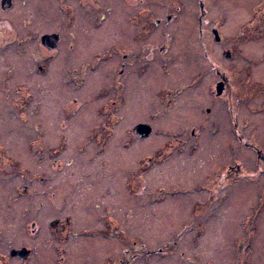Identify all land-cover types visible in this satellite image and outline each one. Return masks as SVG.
<instances>
[{
	"label": "flooded vegetation",
	"instance_id": "obj_1",
	"mask_svg": "<svg viewBox=\"0 0 264 264\" xmlns=\"http://www.w3.org/2000/svg\"><path fill=\"white\" fill-rule=\"evenodd\" d=\"M191 1L168 0L167 3H169L164 13L154 19L155 11L152 8L154 0H21L20 12L17 14L18 11H16L13 16L11 12L16 7V1L7 0L4 3V0H0V14H2L0 15V186H3L5 180L10 181L18 177L20 184L15 188L17 197H26L28 190L32 189V181L26 179L27 170L25 168L21 170V165L17 162L16 156L13 157L9 154L10 142L3 141L10 133V96L25 95L22 92L23 83L11 87V80L16 77L14 73L16 69L15 67L12 68L11 65L17 63L22 66V60H24L27 66L20 70L26 71L28 77L35 71L37 75H43L47 71V66L43 65L44 62H42L43 56L41 57L38 53L37 56L31 54L27 57L25 56L26 52L35 43L41 49L43 47L47 54L56 53L57 57L65 42V27L67 28L68 24L73 22L69 18V10L76 9L77 12L82 11L81 16L83 18L79 30H74L69 35V40L66 41L68 42V47L65 49V55H68L66 59L72 60L71 62L74 63H76L74 60L83 63L85 67L82 70L88 73L92 71L91 65H112L109 69L102 68L108 74V80L111 81L110 87L104 88L100 94L101 98H99L104 103L100 105L101 116L104 119L103 128L110 135V128L113 125L120 123L123 121L122 119L131 120L123 125V128H127L128 134L124 146L128 148L133 145L134 148L130 150V152L133 150L130 154L136 157L132 167H126L124 170L126 175L124 176L125 185L123 187L134 203L132 202V207L127 206V212L130 215L125 216V224L131 229L133 225L140 223H153L156 219L155 207L163 205L160 208L163 212L178 211L180 215H176V219L174 215L173 219L178 222L181 221L180 224L183 223L187 229L192 225L199 228V232L195 236L197 238L203 232L204 226L209 225L215 216L220 215L219 210L229 202L232 220L225 224V228L227 226L234 228V232L231 235L229 233L228 236L231 240L233 237L236 240L233 239L232 241L235 255L232 252V258L228 264H253V262L258 261L255 256L256 240H260L256 239L257 231L261 227L264 230V153L250 138L245 137L238 127H235L237 124L234 123L236 117L233 115L234 86L226 73L220 70L217 65L218 62H216L217 66L210 63L211 70L214 71L215 81L214 89L206 92L205 103L207 105L202 107V102L199 100L196 105L186 111L185 117L180 114L176 115V113L175 115L172 114L170 119L166 117L172 112L179 111L177 103L186 90L197 89V93L200 91L198 95L202 97L203 74L202 70H199L198 63H196L195 69L199 71H195L189 76L186 75L187 81L180 83V80H175L172 86H167L164 83V79L169 74L175 77L174 73H170V65L179 57V53L175 51L176 45L180 43L182 46L183 43H191L190 40L192 39L196 40L200 47L203 43L202 18L204 16L202 12H204V6L202 0H197L200 14L194 15L187 8H184L183 4ZM54 4H59V8L62 9L60 16L57 14L58 9L52 8ZM26 7H30L31 11L27 13ZM42 12L44 14L49 12L48 15L59 23L63 14L62 28L42 32L38 23L44 17ZM185 16H190L189 24H186ZM91 19L93 21L99 20L101 23L92 24ZM104 22L106 24L103 25ZM180 22L182 23L179 24ZM194 22H197L196 26ZM215 29L211 28L208 31L209 34L213 36L212 32ZM108 32L111 34L106 36ZM193 32L196 33L194 36L192 35ZM49 35H55V39L50 45L42 41L43 37ZM96 42L99 45L92 47L91 45ZM220 42L221 37L220 41L215 43ZM72 53L77 57L73 58ZM11 54L17 55V58L9 60ZM86 67H88L87 70ZM75 73V69L67 71L68 83L75 79ZM182 76L181 79H185V76ZM175 79L177 78L175 77ZM220 81L223 83V88L221 93L217 94L216 85ZM42 89L43 86L38 88L41 91ZM110 89L112 90L110 91ZM219 101L226 105V110L222 109L220 112L221 119L227 120L228 129L231 127L232 139H228L231 152L217 160L210 156L212 146L217 143L216 139L209 134L206 142L200 144L199 141L201 139L200 133L205 124H212L218 116V113L215 114L218 110L214 112V108L217 107ZM139 111L143 115L146 114V118L139 120ZM20 119L22 126L28 128L29 122L26 112ZM127 123L129 124L128 127ZM152 124H156L158 128L163 130L161 131L163 143L170 140L174 145L169 146V154L165 157L159 158V155L150 156L147 154L138 157V153L142 149L140 142L147 141L151 147H155L154 143L149 142L154 133ZM140 125L149 128L150 133L147 136H143V132L137 130ZM41 127L40 120L39 123L35 121L34 126L31 127L35 130L34 136L38 151L42 150ZM97 127L99 128V126H95V128ZM23 134L26 135L25 132ZM233 140H236L239 146L253 151L251 153L253 158L251 170L246 167V163L242 162L243 159L236 157ZM73 144L75 147L74 154L93 159L100 153H104L108 143L105 139L100 141L99 138L80 137L77 143L74 142ZM176 145H178L177 148ZM91 152L92 154L89 155ZM204 156L207 158L204 159ZM154 157L157 163L153 162L152 158ZM213 159L214 162H211ZM175 160V168L171 169L170 167ZM101 162L105 164L106 170L100 175V179L106 185L109 181L108 178L117 177L119 172H123L119 164L116 165V169L114 168L112 159L103 158ZM203 162L210 164V168L201 166ZM187 163L195 164L201 170L204 169L201 171L203 175L182 176L177 181L181 185H176L180 187L170 190V181H173L178 175L179 168L185 167ZM59 166L62 170L63 164L60 161ZM197 167L195 169H198ZM22 172L25 173L22 174ZM89 178L88 182L83 178L85 184L82 185L85 188H89L91 183ZM36 179L34 176V182H37ZM39 179L41 181V177ZM155 179L165 182V185H155ZM119 181L120 179L114 181L116 182V190L114 188L112 193L114 195H110V191H103L107 193L106 198H113V196L114 198L110 202H101L100 215L97 217L100 225L98 231L89 232L85 230L75 233L71 226V224L73 225L71 217L67 216L63 220L59 218L54 220L53 231L51 232V243H54L52 245L53 256H55L52 258L53 264H76L74 260L78 259L79 254L76 253L73 256L72 253L75 250H80L79 247L83 245L87 247L81 250L84 264H137L139 259L143 260V257L148 261L154 255L168 256L170 254L171 249L167 246L158 245L157 248H150L152 246H145L141 241H135L131 236H128L127 248H123V232L120 228L123 226L121 222L124 216L122 206L116 201L120 192L117 187ZM103 183L102 188L110 185L105 186ZM251 183L256 186L255 192H257L258 200L249 203L241 201L239 196H244V192L248 190V185ZM111 187H113L112 184ZM143 194H145L144 197ZM140 197L142 198L140 199ZM177 197H181V201L176 202L173 207L166 205L168 202L162 203L164 198L175 199ZM7 203L10 204V200ZM14 208L16 209V207ZM31 210L17 211L14 218L10 217L14 221L13 225L11 223L14 230L11 239L5 238V227L3 230L0 229V264H27L35 254V247L33 244H26V239L28 236L27 240L37 241L41 236L42 224L37 211L34 213V219H30V223L23 221L28 215L31 216ZM139 210L142 211L139 213ZM131 213L134 215L136 213V215L131 216ZM126 231L128 232L129 229ZM224 234L226 235L225 232ZM91 238H99L100 246L99 244L93 245ZM260 238L263 248V251L259 253L260 264H264V233ZM92 245L96 247L94 254L91 251ZM20 251H28L25 259H22ZM177 252L182 259L183 251ZM96 256L98 257L97 260L95 259ZM221 263L224 264L223 261Z\"/></svg>",
	"mask_w": 264,
	"mask_h": 264
},
{
	"label": "rangeland",
	"instance_id": "obj_2",
	"mask_svg": "<svg viewBox=\"0 0 264 264\" xmlns=\"http://www.w3.org/2000/svg\"><path fill=\"white\" fill-rule=\"evenodd\" d=\"M15 1L16 7L11 12L12 16L16 11L19 14L21 9V0ZM167 1L154 0L152 6L155 11L154 19L158 18L157 16H160L161 13H164L169 3ZM196 1L192 0L191 2L183 4L185 6L184 8H187L190 13L199 15L200 11ZM202 3L204 6L202 46L200 47L194 39L190 40L191 43H183L182 46L180 43L177 44L175 51L179 53V57L177 61L170 65V73H174L177 79L170 74L164 79V83L167 86H172L175 80H180V83L181 81L185 82L188 80L186 75L189 76L195 71L202 70V97L198 95L200 91L197 93V89L186 90L177 103L179 105L177 107L179 111L175 110L176 112H172L166 117L170 119L172 114L175 115V113L176 115L180 114L185 117L186 111L191 109L193 105H196L199 100H201L199 102H202V107L207 105L205 103L207 98L205 95L207 90L214 89L215 81L214 71L211 70L210 63L215 66L218 65L220 70L226 73L234 86L235 104L233 105V115L236 117L234 123L237 124L235 127H238L242 134L250 138L259 150L264 153V35L260 36L257 34V29L261 25L264 27V24L260 22L261 18L264 19V0H202ZM59 7V4L52 6V8L58 9V16L62 13V9ZM26 9L27 13L31 11L30 7H26ZM46 13H43L44 17L38 22L40 24V30L42 32H49L61 29L64 20L63 14L62 18L60 17L59 23L48 15L49 12ZM81 14L82 11L77 12L76 9L69 10L68 15L73 22H70L67 28L65 27V42L57 57L56 53L47 54L43 47L41 49L35 43L26 52L25 56L27 57L31 56V54L37 56L38 53L41 57L43 56V65L47 66V71L43 75H37L35 71L34 74L28 77L26 71L22 70V72L20 70L27 66L24 60H22V66L17 63L11 65L12 68L15 67L16 69L14 72L16 77L11 80V87L13 88V86L23 83L24 88L22 92L25 95L18 96L15 94L10 96V133L3 141L10 142L9 154L13 157L16 156L17 162L21 165V170L23 168L27 170L26 179L32 181V189L28 190L26 197H17L15 195V188L20 184V178L18 177L10 181L5 180L3 186H0V229L3 230L5 227V238L11 239L12 237L14 230L11 227V223L13 225L14 221L10 217L14 218V214L17 211L22 212L23 210L27 211V209H32L31 216L28 215L26 220H23L29 223L31 222L30 219H34V213L36 211L39 212L42 232L37 241L27 240V236L26 244H33L36 250L27 264H53L54 261L52 258L55 256H53L52 245L54 243H51V232L53 231L52 224L54 220L58 218L63 220L67 216L71 217L73 219V225L71 224V226L75 233H80L85 230L89 232L98 231L100 225L97 217L100 215L101 202H110L114 198V196L113 198H106L107 193L104 192L110 191V195H114L112 194L114 188L116 190V182L114 181L120 179L117 184L120 192L116 197V201L122 206L124 216L121 222L123 226L120 228L123 232V248H127L129 243L128 236H131L135 241L139 240L145 246H152L150 248H157L158 245H164L171 249L168 256L154 255L148 261L143 257V260L139 259L137 264H222L221 261L224 264L230 263L232 252L235 255V250L232 246V241L235 238L233 237L231 240L228 236L229 233L231 235L234 232V228L232 226L231 228L230 226L225 228V224H228L232 220V210L229 202L219 210L220 215L215 216V219L213 218L214 220L209 225L206 224L204 226L203 232L197 238L195 236H197L199 228L192 225L187 229L183 223L180 224L181 221L178 222L173 219L174 215L176 219V215H180V213L175 210L173 212H163L160 210L163 205L155 207L154 215L156 219L153 223H140L133 225L131 229L125 224V216L130 215L127 212V208L132 207L134 203L123 187L125 185L124 176L126 175L124 170L126 167H132L136 157L130 154L133 151L130 152L134 148L133 145L128 147L130 149L124 146L125 139H127L126 135L128 134L127 128H123V125L131 120L122 119L123 121L113 125L110 128V135L103 128L104 119L101 116L100 105L104 103L99 98H101L100 94L104 88L110 87L109 83L111 81L108 80V74L102 68L109 69L112 65H91L90 69L92 71L88 73L82 70L85 67L83 63H78V60H74L76 62L74 63L71 62L72 60L66 59V56H68L65 55V49L68 47V42L66 41L69 40V35L74 30H79V25L82 23L81 19L83 18ZM93 19H91L92 24L98 25L101 23L99 20L93 21ZM184 19L186 20V24L190 23V16H185ZM104 24L106 23L104 22ZM194 25L196 26L197 22H194ZM211 28L218 30L219 36L221 37L220 43L217 44L213 41V36L208 32ZM110 34L108 32L106 36ZM195 34V32L192 33L193 36ZM107 39L109 38L107 37ZM98 45V42H96L91 46L97 47ZM225 50L230 51V59L223 57L222 53ZM71 56L73 58L77 57L73 53ZM15 58H17V55L11 54L9 56V60ZM216 62H218L217 65ZM196 63H198L199 70L195 69L197 66ZM71 69L76 70L75 79L68 83L67 71ZM85 69L87 70L88 67ZM182 75L185 76L186 80L181 79L183 78ZM40 86H43L42 91L38 90ZM252 87L263 90L255 92L251 89ZM257 88L253 89L258 90ZM221 102L219 101L217 107L215 106L214 108V112L218 110L215 112V114L218 113V116L212 124H205V127L200 133L201 139L199 141L200 144L206 142L209 134L216 139L217 143L214 144L215 146H212L210 156L217 160H220L221 157L231 152L228 139H232L231 127L228 129L227 120L225 118L221 119V110H226V105ZM20 111L26 112L29 122L28 128L22 126L20 117H23L25 112ZM144 118H146V114L143 115L139 111L138 119L141 120ZM39 120L42 125L41 151H38L35 143V130L31 128L34 126V122L37 121L39 123ZM224 120L225 123L223 124ZM78 121L80 123H77ZM128 125L127 123V127ZM95 126H99V128H95ZM152 126L154 133L149 142L154 143L155 147H151L147 141L140 142L142 149L138 153V157L147 154L150 156L159 155V158H162L169 154V146L174 145L170 140L163 143L164 139L161 132L163 130L158 128L156 124H152ZM24 132L26 135L23 134ZM80 137L99 138L100 141L105 139L108 143L107 148L104 153H100L93 159L78 156L74 154L75 147L73 143H77ZM233 143L236 157L243 159L242 162L246 163V167L251 170L253 165L251 153L253 151L249 148L239 146L236 140H233ZM177 147L178 145H176ZM90 149H92V146H90ZM199 149L201 150V148ZM91 154L92 152L89 155ZM178 157L181 158V156ZM103 158L112 159L114 168L116 169V165L119 164L123 170L122 173L119 172L117 177L112 176L108 178L107 185H110L104 188H102L103 182L100 179V175L106 170L105 164L101 162ZM206 158L204 156V159ZM152 159L153 162L157 163L155 157ZM174 159H177V157H174ZM59 161L63 164L62 170H60ZM175 162L176 160L170 167L171 169L175 168ZM211 162H214V159ZM201 166L210 168V164L206 162H203ZM196 167L195 164L187 163L185 167L179 168L177 171L178 175L173 181H170V190H175L177 187H180L176 185H181L177 181L182 176L203 175L201 171L204 169L201 170L198 167V169H195ZM24 173L22 172V174ZM34 176L37 178V182H34ZM39 177H41V181H39ZM83 178L87 182L89 178L91 182L89 188H85L82 185L85 184V182L83 183ZM111 184L113 187L110 188ZM154 184L165 185V182H160L155 179ZM104 185L107 186L106 184ZM248 187V190L244 192V196H239L240 200L248 203L257 201L256 186L251 183ZM38 193L40 194L38 195ZM142 196L144 197L145 194ZM8 200H10V204L7 203ZM180 201L181 197L175 199L164 198L162 203L165 204L168 202L166 205L173 207L176 202L178 203ZM142 210H139V213ZM135 215L131 213V216ZM126 229H129V231L127 232ZM263 233L264 230H262V227L259 228L256 239L260 240H256L255 245V256L258 261L253 262V264H260L261 262L259 253L263 251V248L260 236ZM91 241L93 245L99 244L100 246L101 244L99 238H91ZM93 245L91 247L92 254L95 253L96 249ZM84 248H87L86 245L80 246V250H75L72 253L73 256L76 253L79 254L77 256L78 259L74 260L76 264H84L82 262L83 253L81 252ZM177 251H183L182 259ZM97 258L96 256L95 259L97 260Z\"/></svg>",
	"mask_w": 264,
	"mask_h": 264
},
{
	"label": "water",
	"instance_id": "obj_3",
	"mask_svg": "<svg viewBox=\"0 0 264 264\" xmlns=\"http://www.w3.org/2000/svg\"><path fill=\"white\" fill-rule=\"evenodd\" d=\"M6 1H7V0H4V3H6ZM201 9L203 10L202 5H201ZM202 15H203V12H202ZM212 34H213L214 41H215V42H219V41H220V36H219V34H218V31L215 29V30H213ZM53 36H54V37H53ZM54 39H55V35H49V36H45V37H43V38H42V41H43L45 44L50 45V44H52V41H53ZM223 55H224V58H227V59L231 57L229 51H225ZM222 88H223V83L220 81V82L216 85V91H217V94H220V93H221ZM138 127H139V128H138L137 130H138L139 132H143V134H142L143 136H147L148 133H150L149 128H148L147 126L140 125V126H138ZM139 129H141V130H139ZM22 252H23V253H22ZM19 253L22 254V259H25L26 256L28 255V251H20ZM12 255H14V254L12 253Z\"/></svg>",
	"mask_w": 264,
	"mask_h": 264
},
{
	"label": "trees",
	"instance_id": "obj_4",
	"mask_svg": "<svg viewBox=\"0 0 264 264\" xmlns=\"http://www.w3.org/2000/svg\"><path fill=\"white\" fill-rule=\"evenodd\" d=\"M263 21H264V19L261 18V19H260V22L264 24ZM257 30H258V32H257L258 35H260V36H261V35H264V27H263L262 25H261V26L259 27V29H257ZM253 88H257V87H252V88H251V89L254 90L255 92H260V91L263 90V89H259V88H257L258 90H255V89H253Z\"/></svg>",
	"mask_w": 264,
	"mask_h": 264
}]
</instances>
